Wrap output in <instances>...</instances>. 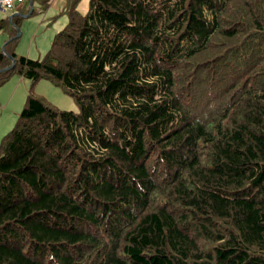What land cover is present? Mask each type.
<instances>
[{"label": "trees", "instance_id": "obj_1", "mask_svg": "<svg viewBox=\"0 0 264 264\" xmlns=\"http://www.w3.org/2000/svg\"><path fill=\"white\" fill-rule=\"evenodd\" d=\"M78 3L44 58L0 27V86L79 105L30 91L1 141L0 264H264V0Z\"/></svg>", "mask_w": 264, "mask_h": 264}, {"label": "rangeland", "instance_id": "obj_2", "mask_svg": "<svg viewBox=\"0 0 264 264\" xmlns=\"http://www.w3.org/2000/svg\"><path fill=\"white\" fill-rule=\"evenodd\" d=\"M68 2L69 0H51L46 7L41 5L39 0L35 1L34 13L21 20L19 27L21 35L16 47L18 55L32 59L44 58L47 55L55 35L69 20L66 10ZM78 8L82 13H86L89 9V0H79ZM9 32L0 30V50H3L11 38ZM30 91L42 96L59 109L76 111L79 109L75 99L52 80L43 78L35 83L15 72L6 83L0 86V144L5 134L17 123Z\"/></svg>", "mask_w": 264, "mask_h": 264}, {"label": "crops", "instance_id": "obj_3", "mask_svg": "<svg viewBox=\"0 0 264 264\" xmlns=\"http://www.w3.org/2000/svg\"><path fill=\"white\" fill-rule=\"evenodd\" d=\"M35 1L36 0H33V4L35 3ZM32 3V0H25V2L23 3V4H21L19 7H18V9H17V11H15V12H5V11H2L1 9H0V27H1V24H2V22H3V20L4 19H8L9 20V22H10V19H9V17H10V15L11 14H14V13H20V14H26V15H28L26 12H27V10L29 9V8H32V9H34V7H33V5L31 4ZM31 13V12H30ZM29 13V15H31ZM5 15V17H3V15ZM16 17H20L21 18V20H22V18H25V17H23V16H16ZM15 18V17H14ZM20 24H21V22H20ZM20 24H19V27H20ZM19 27H17V29H20ZM15 28V25L14 24H10L9 26H7V28H5L4 30H8V31H10V30H12V29H14ZM0 30H2L1 28H0ZM10 33V35L13 33V31H10L9 32ZM18 45V44H17ZM17 47V46H16Z\"/></svg>", "mask_w": 264, "mask_h": 264}, {"label": "built area", "instance_id": "obj_4", "mask_svg": "<svg viewBox=\"0 0 264 264\" xmlns=\"http://www.w3.org/2000/svg\"><path fill=\"white\" fill-rule=\"evenodd\" d=\"M25 0H0V9L5 12L17 11L18 7L24 3Z\"/></svg>", "mask_w": 264, "mask_h": 264}, {"label": "water", "instance_id": "obj_5", "mask_svg": "<svg viewBox=\"0 0 264 264\" xmlns=\"http://www.w3.org/2000/svg\"><path fill=\"white\" fill-rule=\"evenodd\" d=\"M32 5H33V0H32V3H31ZM31 14V13H30ZM16 16H23V17H27V16H29V14L28 15H26V14H20V13H14V14H11L10 15V17H9V19H10V21H12V19L14 18V17H16ZM21 35V32L18 34V36H20ZM3 50H5V46L3 47ZM10 58H11V60H12V65L10 66V67H8V69H11V68H14V66H15V61H14V58L12 57V56H9Z\"/></svg>", "mask_w": 264, "mask_h": 264}]
</instances>
